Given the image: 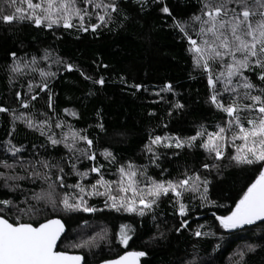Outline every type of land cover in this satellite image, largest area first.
I'll return each mask as SVG.
<instances>
[{
  "label": "trees",
  "instance_id": "16d2710c",
  "mask_svg": "<svg viewBox=\"0 0 264 264\" xmlns=\"http://www.w3.org/2000/svg\"><path fill=\"white\" fill-rule=\"evenodd\" d=\"M204 2L116 0L117 11L111 13L107 25H101L95 32L62 26L47 29L29 22L0 23V106L10 110L0 112V162L15 165L13 169H6L0 163V172L28 176L32 171L29 162L35 164L46 160L62 166L66 173L65 185H74L81 178L73 174V162L80 172L88 171L93 164L103 165L101 173L105 180L111 181L117 179V168L121 164L131 162L140 171L146 166V177L157 181L182 180L186 175L194 174L202 181H209L207 193L203 194L207 199L193 191L183 194L182 202L187 206L183 217L179 215L172 193L162 197L158 206L143 217L105 207L103 196L88 197L87 205L98 209L95 212H66L59 206L53 211L51 205L45 207L41 203L42 213L37 220L42 223L53 217L62 218L67 233L59 250L83 254L85 264H100L126 251L145 252L142 264H187L189 261L192 264H264V223L227 230L216 219L228 215L254 182L258 175L255 165L230 162L228 157L235 154L231 145H228L224 159L217 162L199 146V139L192 148H157L155 163L153 153L145 147L155 136L171 134L183 140L195 135L201 126L213 132L218 130L217 125L223 127L227 123V114L210 102L213 88L208 84L206 74L194 66V53L189 51L188 40L176 27V21L191 26L187 27L189 35L196 38L191 28L198 30V22L192 17L201 14ZM3 5L4 0H0V7ZM78 6L87 7L92 13L103 12L80 0ZM165 6L169 13L162 11ZM88 23L86 19L85 24ZM90 23H97L95 15ZM45 51L50 54L47 60L43 59ZM13 52L15 57L11 55ZM33 57L37 63L32 66L51 67L50 72L56 75L42 78L25 69L12 71L16 61L23 63L22 67ZM66 64H72L73 69L66 70ZM213 67L219 71L218 67ZM244 75L249 76L258 88L264 87L255 72L245 71ZM101 77L105 80L103 86L94 83ZM42 80L48 83V89L44 91H41ZM31 81L39 84L33 92L29 88ZM133 84L142 87L137 91L130 87ZM168 84L172 85V90L161 91ZM216 89L221 92L218 98L227 104L230 93L222 91L220 82ZM17 92L21 94L19 98ZM252 94L258 92L254 89ZM33 95L37 97L35 100L31 99ZM21 101L28 103V107H22ZM176 103L182 104L183 108H174ZM11 110H15L16 116L25 113L47 120L54 128L60 122L79 130L93 140L91 150L96 153L95 161L83 157L75 161L63 143L52 145L48 135L44 131L41 134V129L28 127L22 119L13 120ZM73 112L76 115H72ZM99 123H103L104 131L97 127ZM77 145L78 148L86 147L84 141ZM10 146L19 151H9ZM105 149L115 156L116 163H110L101 155ZM205 163H218L219 170L205 169ZM36 170L48 172L38 164ZM57 174L55 168L49 173L52 180H56ZM89 175L85 182L92 184L100 176L98 173ZM17 183L36 192L47 187L39 179ZM2 185L3 180H0V199H23L20 192L10 193ZM68 191L67 187L57 188L60 195ZM185 220L187 226L181 227ZM121 226H126L124 230L131 236L127 246L119 240ZM178 228L180 231L176 230ZM196 231L202 235L196 236ZM247 245H254L255 251L248 252ZM239 251L245 253L243 262L236 255Z\"/></svg>",
  "mask_w": 264,
  "mask_h": 264
},
{
  "label": "snow or ice",
  "instance_id": "6c2138e0",
  "mask_svg": "<svg viewBox=\"0 0 264 264\" xmlns=\"http://www.w3.org/2000/svg\"><path fill=\"white\" fill-rule=\"evenodd\" d=\"M85 5H93L97 10L103 12H89L87 7L78 6V0H4V5L0 7V23L5 25L29 22L35 27H45L52 29L54 26H62L65 29L77 28L80 31L95 32L101 25H107L112 12L117 11L116 0L104 3L103 0H80ZM230 4L236 6L229 7ZM237 8L239 10H237ZM162 11L169 13L165 6ZM93 15L97 23H90ZM89 23L86 25L85 20ZM77 23H73V21ZM194 22H198V31L195 27L191 28L195 32L196 38L189 35V29L180 21H176V27L188 40L189 51L194 53V66L200 68L207 76V82L213 88L210 102L223 113L227 114L228 120L225 126L217 125V131L209 132L203 126L195 135L181 139L180 137H161L150 138V143L145 145L149 152L153 153V163L157 157L153 146L162 145L163 147H175L177 149L188 147L192 148L199 139V146L203 148L213 159L220 162L225 157L228 145L235 148V154L228 157L230 162L236 165H255L258 175L247 190L235 203V207L230 210L228 215L218 216L216 219L223 229L234 230L244 228L246 225H255L258 221L264 223V87H257L252 83L249 76L244 75L245 71L255 72L257 79L264 84V0H205L201 8V14L192 17ZM13 57L16 53L11 54ZM50 58V54L45 51L43 59ZM58 63L61 61H57ZM35 57L30 62H25L23 67L36 65ZM216 66L219 71H216ZM104 67H107L105 65ZM66 70L73 69L72 64L65 65ZM35 71L36 69L33 68ZM13 72L21 71V64L16 61L12 66ZM215 72V79H214ZM41 77H54L56 73L43 71ZM83 75V73H81ZM234 78L236 82L233 83ZM85 79H91L85 77ZM123 82V78H122ZM217 82L222 85V91L230 93L228 103L225 104L220 97L221 92L216 89ZM101 86L105 80L101 77L94 81ZM33 85L29 84L31 89ZM137 91L142 87L139 84L130 85ZM48 89V83L42 80L41 91ZM258 94H252L253 90ZM171 91L172 85L168 84L161 91ZM242 90V91H240ZM158 94V93H157ZM17 92V98L20 97ZM37 97L33 95L32 100ZM51 95H49V107H51ZM241 101H246L242 103ZM24 108L28 103L21 101ZM176 109H182L183 105L176 103ZM8 108L0 106V112H9ZM13 120L24 119L28 127H38L31 119H26L21 114L15 115ZM67 111V110H65ZM76 115V113H72ZM46 121H41L43 125ZM56 127H62L58 122ZM97 127L104 131L103 123ZM41 134L43 131L41 129ZM69 137L71 143L68 142ZM52 145L63 143L72 153L75 161L81 157L90 161H95L96 153L93 152V140L86 135H81L78 131L71 130L64 135V138L57 140L48 136ZM79 141L86 143L85 148H77ZM174 141V143L170 142ZM240 141L241 143H237ZM10 143V142H9ZM9 151L18 152L15 146H10ZM78 153V155H77ZM110 163H116L115 156L107 149L102 153ZM6 169L15 168L14 164L6 161L0 162ZM40 165L48 172L36 170V165ZM23 166V165H22ZM32 171L28 176L9 175L0 172V180H3L2 187L10 193L20 192L23 199L14 200L12 198L0 199V264H81L83 257L79 255H69L66 251L57 250V241L64 230V226L58 219H49L46 222H39L37 217L42 213L40 204L45 207L51 205L53 211L59 205L66 212L84 211L95 212L98 209L89 207L85 200V195L105 197V207L111 208L116 212L136 213L143 217L147 212L154 210L162 197L174 194L175 203L178 205V212L181 217L186 215L187 206L182 202L185 192L199 191L201 184L203 191L207 193L208 180L201 181L198 174L185 176L182 180H155L146 177V166L144 171H140L131 162L121 164L117 168L118 179L115 181L105 180L101 169L103 165L93 166L85 172L77 170L76 163H71V170L74 175L83 179L90 173L100 174L99 179L91 184V190L86 189L81 184L65 185L64 168L59 164H50L46 160L36 161L35 164L29 162ZM205 169L216 168L219 164L214 163L203 165ZM57 169L56 180H52L49 175L51 169ZM27 170V168H25ZM143 177L144 179H140ZM32 179L33 182L39 179L47 184L41 187L39 192L27 190L20 186L18 181ZM146 181V182H145ZM143 185V186H141ZM65 187L73 189L69 194L64 192L61 196L57 188ZM99 188H103L100 191ZM30 194H25L29 193ZM207 199L206 195L202 197ZM23 205V207H21ZM27 218V219H25ZM33 221H36L33 223ZM187 221H183L181 227H186ZM121 226L119 235L120 242L127 246L131 236L125 232ZM180 231V229H176ZM201 236L200 231L194 233ZM164 235L163 232L160 233ZM83 245H77L80 247ZM248 252L255 251L254 245H247ZM143 251L126 252L118 259L106 260L104 264H139L140 257L145 256ZM240 261H244L245 253H236ZM187 264H192L191 261Z\"/></svg>",
  "mask_w": 264,
  "mask_h": 264
},
{
  "label": "rangeland",
  "instance_id": "374dc122",
  "mask_svg": "<svg viewBox=\"0 0 264 264\" xmlns=\"http://www.w3.org/2000/svg\"><path fill=\"white\" fill-rule=\"evenodd\" d=\"M229 7L231 8V7H233V5L232 4H230L229 5ZM194 25H196V23L194 24ZM187 27H191V26H187ZM198 31V30H197ZM194 38V37H193ZM20 64H23V63H20ZM33 68H35L36 70L34 71L33 70ZM21 69H25L27 72H30V73H33V74H39L40 75V72L41 71H43V72H45V73H48V72H50L51 71V67H49V68H47V67H34V66H29V67H21ZM41 76V75H40ZM38 82H33V81H31V85H33V87L31 88V92H33L34 90H35V88L39 85V84H37ZM23 117H25L26 119H31L33 122H34V124H36L38 127H33L34 129H36V128H39V129H42V131H44V133L46 134V135H48V136H52L53 138H55V139H57V140H61V139H63L64 138V135L65 134H67V133H69V131H70V126L69 125H65V124H63L62 123V127H56L55 126V128L52 126V124H50V123H48V121L47 120H42V119H36V118H34V117H31V116H28V115H26L25 113H24V115H23ZM22 120H24V119H22ZM41 121H46L47 123H45V124H43V125H41L40 124V122ZM47 128V129H46ZM46 129V130H45ZM57 129V130H56ZM71 130H73V131H78V132H80L79 130H76V129H74V128H72L71 127ZM81 133V132H80ZM81 135H83L82 133H81ZM165 136H168V137H177V136H175V135H171V134H166V135H163V136H161V137H165ZM154 138V137H153ZM68 142L69 143H71V138L69 137V139H68ZM170 142H172V143H174V141H170ZM78 145L76 144V147H77ZM78 148V147H77ZM157 148H168V147H163L162 145H155V146H153V150H154V152H156L157 151ZM171 148H175V147H171ZM90 177V175H88V176H86V177H84L83 179H80V182H79V184H81L82 186H84L85 187V189H86V192L87 191H90L91 190V184L92 183H90V182H85V179H88ZM117 179H118V175H117ZM116 179V180H117ZM140 179H144L143 177H140ZM202 181V180H201ZM146 182V181H145ZM95 183V182H94ZM141 186H143V185H141ZM99 190L100 191H103V188H99ZM73 192V189H70V191H68V193L69 194H71ZM193 192H195V194L197 195V196H203V194H204V191H203V185L201 184V187H200V189H199V191H193ZM62 196V195H61ZM90 196H93V195H85V200L87 201V199H88V197H90ZM59 208L62 210V205H59ZM64 211V210H63ZM92 238H96V237H92Z\"/></svg>",
  "mask_w": 264,
  "mask_h": 264
},
{
  "label": "water",
  "instance_id": "95a60500",
  "mask_svg": "<svg viewBox=\"0 0 264 264\" xmlns=\"http://www.w3.org/2000/svg\"><path fill=\"white\" fill-rule=\"evenodd\" d=\"M50 219H58V220L61 221V223H62L63 226H64V230H63V232L61 233L59 240L57 241V250H58V251H62V250H59V245H60V242H61L63 236L67 233V225L65 224L64 220H63L62 218H60V217H53V218H50ZM48 220H49V219H48ZM44 222H46V221H44ZM42 223H43V222H42ZM257 223H260V222L258 221ZM126 252H131V251H126ZM126 252L122 253L121 255H119V256H117V257H115V258L108 259V260L118 259L120 256L124 255ZM67 253H68L69 255H79V256H82V257H83V260H82L81 264H85V257H84L83 254H81V253H71V252H67ZM105 261H106V260H105ZM100 264H104V261L101 262ZM139 264H142V257H140Z\"/></svg>",
  "mask_w": 264,
  "mask_h": 264
}]
</instances>
